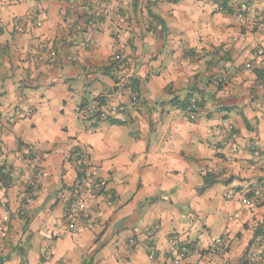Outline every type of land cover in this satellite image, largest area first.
I'll use <instances>...</instances> for the list:
<instances>
[{
	"label": "crops",
	"instance_id": "1",
	"mask_svg": "<svg viewBox=\"0 0 264 264\" xmlns=\"http://www.w3.org/2000/svg\"><path fill=\"white\" fill-rule=\"evenodd\" d=\"M258 50L264 0H0V264H247L264 238ZM94 102L122 105L127 121L85 120ZM15 108L30 115L9 123ZM229 126L235 152L223 144ZM76 150L104 187L83 196L98 216L91 231L64 222ZM207 175L215 183L200 193Z\"/></svg>",
	"mask_w": 264,
	"mask_h": 264
},
{
	"label": "built area",
	"instance_id": "2",
	"mask_svg": "<svg viewBox=\"0 0 264 264\" xmlns=\"http://www.w3.org/2000/svg\"><path fill=\"white\" fill-rule=\"evenodd\" d=\"M246 9L245 5L239 6V12H244ZM118 17V16H117ZM238 17H241V13H239ZM84 19H85V28L88 30L93 29L97 22L98 18L96 14L91 10V8L88 6L85 9L84 13ZM91 42H87L85 44L86 47H89ZM257 57L259 58L260 62H262V58L264 56L263 50H258L256 52ZM52 59L56 57L54 53H52ZM67 60L69 62H75L76 59L73 56H68ZM50 64H47L46 66H49ZM128 80H129V72H123L122 77L118 81V86L121 88L128 86ZM136 98L132 97V101H135ZM197 109L196 103L191 100L189 105L187 106V111L190 114V118L193 119L195 117V111ZM30 115L29 110L23 111L20 108H15L10 115L6 117V120L9 123L15 124L19 120L26 118ZM80 115L85 120H93L97 122L106 121L112 117H116L119 119L121 123H125L127 121L126 116V110L122 105L117 106H110V107H101L97 103H91L88 106H84L80 108ZM231 130L232 127H227V134L223 138V144L225 146H230L232 151L235 152L236 148L234 146L233 137L231 136ZM89 132L91 130L89 129ZM32 155H34L32 153ZM74 160V167L76 169V172L79 176V182H78V191L72 196V199L69 201V205L67 206V209L64 213V222L68 229L75 230L77 226H81L87 231L93 230L97 224H98V216L93 211L89 210L86 205V200L83 197L87 191L90 190L96 194H101L104 191L103 184L96 182L93 179L92 175V168L89 162V154L88 152L84 150H76L74 152L73 156ZM3 173H7L6 168L3 169ZM35 180H31L28 184L29 188H33L35 186ZM261 197V193L258 192L255 194L254 199L252 202L250 200H245V204L251 205L256 204ZM27 201H31L32 197L31 194L27 195ZM110 204L112 202H109ZM223 238H216L212 245L208 248V252L211 255H219L222 252V240ZM189 247H180L179 252L181 253V256L188 254V251L190 250ZM264 259V238L263 236L257 237L255 240L254 246L251 248V250L247 254V264H261ZM174 264H178V261H175Z\"/></svg>",
	"mask_w": 264,
	"mask_h": 264
},
{
	"label": "trees",
	"instance_id": "3",
	"mask_svg": "<svg viewBox=\"0 0 264 264\" xmlns=\"http://www.w3.org/2000/svg\"><path fill=\"white\" fill-rule=\"evenodd\" d=\"M238 12H239V7H238ZM239 13L242 14V12H239ZM109 63L110 64L108 65V67H106V68L103 69V72L105 74H109V75H111L113 77L114 76L113 74L114 73L116 74V71H119V69H120V67H121V65H122L123 62L120 61L117 58L116 60H111ZM97 104L100 106L99 103H97ZM187 105H188V102L185 105V108L187 107ZM198 108H199V106H198ZM95 122H97V121H95ZM3 169H5V167L1 166L0 167V175H1L2 179H3V181H8V177H9L8 172L4 174L3 173ZM214 183H215V178L213 176L207 175L204 178V184H203V186L198 191L201 193V192L205 191L208 187H210ZM257 236H258V233L255 234V237H257Z\"/></svg>",
	"mask_w": 264,
	"mask_h": 264
}]
</instances>
